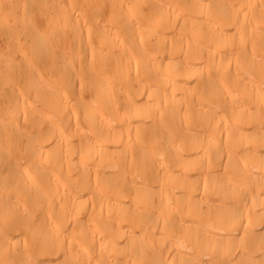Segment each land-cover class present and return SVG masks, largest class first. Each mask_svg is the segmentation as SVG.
Segmentation results:
<instances>
[{
    "label": "bare ground",
    "instance_id": "bare-ground-1",
    "mask_svg": "<svg viewBox=\"0 0 264 264\" xmlns=\"http://www.w3.org/2000/svg\"><path fill=\"white\" fill-rule=\"evenodd\" d=\"M0 264H264V0H0Z\"/></svg>",
    "mask_w": 264,
    "mask_h": 264
}]
</instances>
